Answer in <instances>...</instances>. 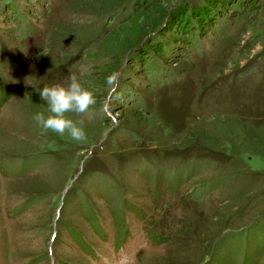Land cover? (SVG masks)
Returning <instances> with one entry per match:
<instances>
[{
    "label": "rangeland",
    "instance_id": "obj_1",
    "mask_svg": "<svg viewBox=\"0 0 264 264\" xmlns=\"http://www.w3.org/2000/svg\"><path fill=\"white\" fill-rule=\"evenodd\" d=\"M111 1L0 0V264H264V0Z\"/></svg>",
    "mask_w": 264,
    "mask_h": 264
},
{
    "label": "clouds",
    "instance_id": "obj_2",
    "mask_svg": "<svg viewBox=\"0 0 264 264\" xmlns=\"http://www.w3.org/2000/svg\"><path fill=\"white\" fill-rule=\"evenodd\" d=\"M89 66L80 68L81 76H85ZM107 83L112 84V78H107ZM39 96L48 105L49 115L36 112L33 120L42 130L64 134L65 131L75 141L85 139V130L81 121H73L66 117V113L80 114L86 112L95 103L93 92L86 88L82 80L74 76L69 77L66 84L45 85L40 88Z\"/></svg>",
    "mask_w": 264,
    "mask_h": 264
},
{
    "label": "trees",
    "instance_id": "obj_3",
    "mask_svg": "<svg viewBox=\"0 0 264 264\" xmlns=\"http://www.w3.org/2000/svg\"><path fill=\"white\" fill-rule=\"evenodd\" d=\"M128 1L131 3H134L136 0H112L111 4L121 6V5H123V2H128ZM224 1H227V0H223V2ZM162 2H163V0H146V2H143V4L140 5V9L142 11H144L143 13H144L145 17L147 18L146 20L148 22H150L149 25H151V27H155V25H157V23H159L161 21V17L164 18V16L162 15L164 13V8L162 7V5H160ZM98 6H102V4L100 3ZM177 9H178V7L177 8L176 7L175 8H169L168 13L171 11L175 12V10H177ZM179 12H180V8H179ZM163 22H165V18L163 19ZM176 22L179 23L180 21L177 20ZM173 25H176L175 22H173ZM135 61H137V60L133 59V62H135ZM104 115L106 116L107 114L105 113ZM248 135H249L250 139L253 141L254 145L258 149H261L263 154H264V135H261L260 133H257L255 131H248ZM65 195L63 196L62 201H63ZM63 204H64V201L62 202V204L60 206V211H61ZM244 229H245L244 227H240L238 232H241Z\"/></svg>",
    "mask_w": 264,
    "mask_h": 264
}]
</instances>
